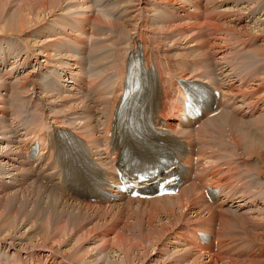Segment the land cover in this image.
<instances>
[{
  "label": "bare ground",
  "instance_id": "1",
  "mask_svg": "<svg viewBox=\"0 0 264 264\" xmlns=\"http://www.w3.org/2000/svg\"><path fill=\"white\" fill-rule=\"evenodd\" d=\"M8 1L9 0H7V4H8ZM45 1H44V3H45ZM49 1H50V5H47L45 3L44 4L45 7L49 8V6H52V4H54V2H55L54 0H49ZM33 2H34V0H33ZM197 3H199V2L198 1L195 2L194 6L198 5ZM80 5L82 6V4H80ZM3 6H4L3 1H1L0 2V11H3V9H4ZM25 7L26 6H24V8ZM18 8H16V9H18ZM24 8L22 6V8L17 10V13L14 14L13 18L10 17L9 21H7L6 23L2 24V22L0 21V31L5 30L6 32H8V31L10 32V30L14 31L17 28H19V30L20 29L23 30V28H26V24L30 23L32 21V19L30 20V18H29L30 13L29 14L25 13L27 11L28 7H26V10ZM31 8H32V6H31ZM80 8L81 7H79L78 9H80ZM81 9L83 10V8H81ZM52 11H53V9H52ZM29 12H30V10H29ZM141 12L139 14H141ZM48 13H50V12H48ZM3 14H4V11H3L2 15ZM39 14H40V12H39ZM142 15H143V13H142ZM83 16L85 17V15H83ZM181 16H183V15H181ZM81 17H82V14H81ZM38 18H37V20H38ZM138 19H141V17L140 18L138 17ZM40 22H41V20H40ZM61 22H62V20H61ZM105 22H107V21H105ZM132 22H130V23H132ZM110 23H111V21H110ZM113 23H115V22H113ZM145 23L146 22L139 23V20H137V18L133 24H131V25L129 24L131 28H128V26H126V24L124 25L123 23H119L120 24L119 29H121L122 32L119 33L118 41L116 40L118 42L117 43L118 45L116 47L117 48L116 53L113 54V56H111V59H110L112 61L111 65H108L107 63H106L107 65L104 64V66H103L105 68L104 73L101 72L98 75H96V73L95 74L93 73L94 74L93 80L89 81L87 83L88 85L84 81L85 87H86V85L88 86L90 93L92 91L94 92V90L96 91L95 94H97V98H96L97 101H94V102L97 104L95 106L92 107L91 104L88 105L87 102H84V103L81 102L80 106L79 105H76L75 107L73 106L71 109L69 108V110L66 109L67 110L66 111L63 108L64 106L61 105L60 108L57 107L60 110L58 112H56V116H53V117L50 116L48 114L49 112H47L45 109H43V108L38 109L36 107L34 114L26 115L23 117L22 115L24 114V112L22 111V108L24 107L23 100L25 98L20 95V101H22L23 104L21 102L18 103V101H17V104H16L17 106L12 111V115L9 114L10 118H12V120L15 121V123L24 122L27 119L28 128H24L25 129L24 134L21 136L23 138L19 141V143L25 141L26 139H29L30 137H32V138L37 137L38 139L42 140L45 137L46 131L49 128H52L53 126H55L57 124H59V125H61V124L67 125L68 124L71 128L74 127L75 130H80L79 131L80 133H82V132H83V134L85 133L84 135H86L87 138L88 137L92 138L93 136H95V132L97 130L96 127L100 126L102 129V126L110 118V113H111V110L113 107V103L116 99V95L118 94L117 91L119 90V86L122 82L121 65L124 62V58L126 56L127 49L129 47H131L132 45H134V42H135V36L134 35L141 38L144 41V43H146V47L148 48L150 58L156 63V66L158 67L159 71L165 76H169V77L175 76L172 80H170L168 82L167 86H169V85L170 86H169V88H167L165 90L166 91V98H167L168 102L172 105L173 109L178 108V104L182 100V97H181L182 91L180 90V87L178 85V81L180 80L179 77L181 76V74L184 71V67L188 66L189 69L193 70L192 66L195 65L196 70H193V71H198L201 67H203V71L200 72L203 74L202 79H212V76H211L212 72L210 69V67L212 66V64H211L212 62L210 63L209 57H207L205 55V52H202L205 56H203V54H202L203 58H201L198 61L194 62V61L188 60L186 57H189V56L186 54L187 56L185 57V54H184V57H181L182 59L179 62H176L177 60H175V58L173 56L172 57L174 60H172L169 53L167 51H165L163 47H161V43L159 41L157 43L155 41V38H153V37L149 38V36L146 33H144V31L141 30L142 29L141 27L145 26ZM209 23L211 24V22H209ZM38 24H40V23H38ZM197 24L200 25L199 23H197ZM217 25H219V24H217ZM220 26L222 27V25H220ZM229 26H230V24H229ZM36 27H37V24H36ZM28 28H30V27H28ZM82 28H84V27H82ZM166 28H167V26H166ZM227 28H229V27H227ZM227 28H224V29H227ZM233 28H235V27H233ZM168 29H170V28H168ZM25 31H26V29H25ZM243 33H241V34H243ZM244 35H246V34L244 33ZM82 36L83 35L76 36L79 39L75 40V41H78V43H79V41H82L81 40ZM15 37H18V36H15ZM19 37H20V35H19ZM22 37H21V39H23ZM29 44H30V42H29ZM33 44H35V43H33ZM35 45H37V42ZM35 45H34V47H36ZM91 48H93V47H91ZM99 48L101 49V47H99ZM104 48H106L105 45H104L103 49ZM194 49H193V52H190L189 54H195V52L201 51L200 47L194 48ZM98 50L99 49L97 47L96 51L98 52ZM91 51H94V49ZM55 52H57V51H55ZM89 53H90V51H89ZM104 54H106V53H104ZM100 57H101V55L99 54L97 56V59L100 60ZM61 58H62V56H61ZM102 59H105V57L103 56ZM94 61H93V65H94ZM202 65H204V66H202ZM93 67L94 66H92V68ZM100 69H102V68L100 67ZM205 69H206V71H204ZM218 71H220V70H218ZM79 73L76 76L73 75V80L76 81L79 79V75H80ZM105 73L106 74L110 73V74L108 76H105ZM222 74L220 73V75H222ZM96 81H98V82L96 85H94V82H96ZM261 81L264 83V78ZM261 81H260V84L262 83ZM36 87L41 89L42 94H44V93L51 94V93L55 92L54 88L50 89V86H49V88H45V87L41 86L40 84H34L33 89ZM237 88L239 89V87H237ZM253 91L256 95L257 91H255V90H253ZM23 94H25V93H23ZM106 96H110V98H107ZM257 97L258 96H256L254 99H256ZM0 98H2L1 94H0ZM42 106H43V104H42ZM43 107H45V106H43ZM80 107H82V108L80 109ZM102 108H104V109L101 112ZM53 111H50V113ZM95 111H99L101 114L103 113L102 114L103 119H105L103 124L94 125L92 119L96 118L95 116L93 117V114L95 113ZM68 112H73V113L78 112V115H81L83 117V119L86 121L85 126H84L85 128L82 129V127H80L81 125H83L81 123H80L81 124L80 126H76L74 121L67 122L70 120H65L64 118L61 117V115L63 114V116H65V118H66V115H68ZM21 117L23 120L21 119ZM232 117H235V116L226 113V114H219V115L214 116V117L209 118V119L206 118V115L202 118V122L200 123V125L198 126L197 131H196L197 132L196 133L197 134L196 143L199 144V150H200L199 154H197L198 158H200L203 155L204 151H206V150H208L211 157L213 155H216V157L213 159V158L207 157L206 154L204 155L205 157L201 161H199L201 169H200V171H198V174L196 176V180L200 179L204 182V184L210 183L212 185L220 186L222 188L223 200L218 204L219 207H221V204L225 203L226 201L236 203V202H243V200H246V201H249L251 203L252 202L253 203L257 202L258 204L260 203V206L258 207L259 209L256 210V212H260L261 215H257L254 210L252 211L250 209L249 211H247L245 213V217L248 220L247 221L241 215L227 211L226 214L221 213L219 215V223L222 226H225L228 224L230 227H232V222L234 224L246 223L248 226H251V228L253 229V232L251 233L250 236L241 235L237 232V230H234L232 238L238 242L240 241L238 239H241V241H243V239H245V241H243V242L253 244L255 249H257L260 254H264V209H262V208H264L263 207L264 206V197H263L264 191H262L260 193H255V192L252 193V189L254 188V185H255V183H253L254 181H251L249 179L243 180L242 174H243L244 170H243V172H241L240 169H243L244 165H242V163H240L239 160L232 159L231 156L234 154V152L232 151L233 153L232 152L229 153L230 150L227 149L230 146H231V148L235 149L234 147L237 145L239 148H236L235 151L238 149L245 151L244 153H242V156L244 157V161L248 162V161H250L251 157H254V159H255V157L257 158V155H260V157H261L260 161H262L264 163V139L259 140V138L258 139L253 138L254 139L253 140L252 138L249 137L252 140L247 141L248 137L246 138L245 136H243V135L240 136L239 134H238L239 136H236V134L238 133V130H239L238 129L239 127L237 128V121H239L240 119L232 118ZM260 118H263V117H260ZM255 120H258V119H255ZM199 122H200V120L198 121V123ZM240 122H243V120H241ZM72 123H74L75 126ZM243 125H244V123H243ZM260 125H262V123L259 122L256 127H257V129L262 130V132L264 133V124L262 127H260ZM0 126H1L0 134L2 132L7 133L6 131H3L4 129H7L6 124L0 123ZM21 128H22V126H21ZM193 134H194L193 130H190L187 132V136L189 138H191L192 141L194 140ZM227 134H229L228 137H230L233 140L232 143L228 139L227 140L230 143L226 142L225 141L226 139H223L224 135L226 136ZM1 138H3V137H0V148L4 144V143L2 144ZM90 143L93 145L96 143V141H90ZM218 152H224V153L228 152V156H230L227 159L229 162L228 165L230 167H228V169H227L226 178L228 181L232 180L233 181L232 183H228V182L223 183L220 176H217L218 174L223 172L220 168L223 164L225 165V163H226V161L218 155ZM238 155H240V154H238ZM6 159L7 160L10 159V154L5 152V151H2V153L0 154V160H1V162H0V173H6L7 172V171H5L6 170L5 165L7 163L5 165L3 163L4 161H6ZM237 163H238V165H237ZM7 166H9V165H7ZM233 167H235V168H233ZM18 171H19V175H20V179L17 180L18 185H15V187L14 186L12 187L10 185H6V191H7V193H5L6 196H4L3 198L2 197L0 198V217H2L3 213H5L6 215L4 217H8V220L10 218H12L11 224L9 225L10 228H6V229L10 230L9 235H11L12 231L14 232L16 229L15 228V222L21 223V221H26V220L28 221V220H30L28 218L30 216L34 215L33 218H36V222L45 221L47 223L45 227L39 228L40 240L43 241L42 246H48L49 245L51 247H55V246H52V245H55V243L58 245L62 244L63 242L66 243L65 242L66 238L62 237V233H65L66 235H68L69 231L72 232L85 219L90 220V221L95 220L98 224L101 223L102 225H107L108 230L105 229L103 231L104 235H107L109 232H111V234L115 233L113 240L112 239L111 240L114 243L113 245L117 248V250H119V255H118L117 261H115V262L109 261L108 264H148L147 262H150V261L155 262L156 261L155 258L159 257L160 254H164L163 251H161L162 249L168 250L166 247H171V246L173 247V251H174L172 258H175L176 254H180V257L178 259H175V261L170 259V261H168L165 264H177L178 262L179 263L188 262V264H197V263L207 264L206 262H204L201 259V257L195 256L196 252L201 254V251L203 250L202 248H199L197 245H195L192 242L193 236L198 229H195L193 231L191 237H189L190 242L187 243V248L190 252L186 251L185 249H176V244L179 243V240H180L179 238L176 237V234L178 232H180L181 229L184 228V223L185 222H194L196 219L202 217V214L204 211H207V213L213 212V207L215 206L214 204H209L206 202V200L203 198L202 193H201L202 185L201 186H199V184L197 185L196 181H193L186 188H182L176 196H166V197L150 199V200H131L125 204H116L113 207H109V208L103 207L102 208V207H93V205H91V204H86L85 206H82V205L72 203V202L64 199L63 197L58 196V194L56 192H54L53 190L49 189L48 187H46L45 185H43L41 183H38L36 181L29 182L31 180L30 179L31 178L30 172L25 170L22 165L20 167H18ZM206 171H209V174L211 176L208 179H205L203 177V175ZM255 175L257 176V178L262 177L261 173H259V172H256ZM241 180H243V182ZM17 186H19V187H17ZM14 188H16L15 191H14ZM45 195H47V197H44ZM53 196H55V198ZM198 198H200V200ZM223 205L224 204H222V206ZM29 206H33V209L31 210V213L28 215L27 209L29 210ZM250 207H253V206L251 205ZM235 211H237V209H235ZM211 216L213 217L214 213L211 214ZM8 220L5 219L3 222L8 223ZM122 220H125L126 223L123 221L125 224H121L120 222ZM28 222H30V221H28ZM16 225H18V224H16ZM43 226H44V224H43ZM35 228H37V226ZM81 229H82V226H81ZM79 231H81V230H79ZM25 232L27 233V231H25ZM6 234H8V233H6ZM19 236H20V234H19ZM70 236H71V234H70ZM78 236L80 237V235H78ZM169 242H171V243H169ZM167 244H170V245H167ZM106 245H107V243H106ZM57 248H59V247H57ZM78 249L79 248H75L74 250L71 249L75 256L77 254L76 252L78 251ZM105 249H107V246L105 247ZM196 249H200V250L196 251ZM169 250H170V248H169ZM170 252H171V250H170ZM191 252H193V253L195 252V253L193 254ZM219 252H220V249H218L217 253H219ZM107 254H104V255H107ZM70 257L74 258L73 255H70ZM109 257L111 259V255H109ZM74 260H76V259H74ZM80 260L81 259H79L77 262H79ZM234 260H238V259H234ZM83 261L86 262L88 260L83 259ZM144 261H146V262H144ZM225 262H230V261H225ZM234 263H236V264H264V256L256 255V256H252V260H250V261H233L231 264H234ZM33 264H38V263H33ZM88 264H89V262H88ZM91 264H93V262H91ZM154 264H161V263L157 262ZM224 264H229V263H224Z\"/></svg>",
  "mask_w": 264,
  "mask_h": 264
},
{
  "label": "rangeland",
  "instance_id": "2",
  "mask_svg": "<svg viewBox=\"0 0 264 264\" xmlns=\"http://www.w3.org/2000/svg\"><path fill=\"white\" fill-rule=\"evenodd\" d=\"M1 1H3V4H4V6H3L4 7V9H3L4 14L2 15L3 11H0V21L2 22V24L9 21L10 17L13 18L14 14H16L17 10L22 8V6H23V8H24V6L29 8V9L27 8L28 12L26 11L25 13H27V14L30 13L29 18H30V20L32 19V21L30 23L26 24V28H23V30L22 29L19 30V28H17L14 31L10 30V32L9 31L6 32L5 30L0 31V40L4 39V41L2 42V43H4L2 47H5L6 49L8 48L9 44L13 41V39L6 38V36H9V35L11 37L18 36V38H20V39L23 36L22 38L23 39L25 38L24 40L22 39L23 43L25 45V52H24L25 55H23L22 59H20L21 54H20V49H18L17 52L19 53V56L15 59L16 63L11 60L8 64V67H6V68L0 67V73L5 75V82L0 80V87H3L0 89H1V91H3L5 93L7 91L6 87H4L5 85L7 87H10V85L13 82H15V80H19V81L21 80L22 83H26L25 88L28 91V93H26V94L20 93L21 92L20 86H17L18 94L17 93L13 94V96L9 99L10 100L9 104H6L3 101V100H5V98L2 95V98L0 99L1 100L0 104H2V111L4 109H6L7 111L5 113H3V115H2L4 122H0V123L6 124L7 119L12 120V118H10V115H12V111L16 108L17 101H18V103L21 102L23 104V102L20 101V95L21 94L25 98L24 100L27 99L29 105L31 106V109H29L27 107H23L24 109L22 108V111L24 112V114L22 115L23 117L26 115L34 114L36 107L38 109H42V108L45 109L47 112H49L48 114L53 117V116H56V112H58L60 110L59 108L61 107V105L64 106L63 108L65 110L66 109L69 110V108L71 109L73 106L74 107L76 105L80 106L81 102H83V103L87 102L88 105L91 104L92 107L97 104L94 102V101H97L96 100L97 94L91 95L93 93V91L91 93L88 91L87 95L90 98H87L82 94L80 89L77 87H76V89H74V90H76V92L72 91L71 88H69L67 91L64 90V92H61L62 89L56 90L54 88L55 92L51 93V94H47V93L42 94L41 89H39L38 87L33 89L34 84H40L41 86H43L45 88H49V86H50V89H51L57 80H61V83L63 86L64 73L66 74L65 76L67 77L68 74H70V72L68 70H70L69 67H71V66H73L74 69H76V68L78 69L76 73L71 72L72 73L71 79L73 80V75L76 76L80 72L82 61H81V57H78L77 60L74 61L71 58L74 56H71L67 52H65L66 48L61 44L63 42V38L69 39V37L72 35V39H73L72 42H76L75 40L79 39L76 36L83 35L81 37V40L83 42L79 41V44H77L78 47H83L84 38H85L84 35H89L88 30H90V29H91L92 33L93 32L96 33V31H97L96 25L97 24H100L103 28L109 27V29L111 31L109 33V36L112 35L113 31H117V33H116L117 36H116L115 40L114 39L107 40V41L103 42L102 44H100L98 42L96 43V41H95L94 43H92V46H91L93 48L89 47V49L87 50V53H86L87 59L85 60V62H86L87 72L89 74V81L93 80L95 73H96V75H98L101 72L104 73V71H105V68L103 67L104 64L107 63L108 65H111L112 61L110 59H111V56H113V54L116 53V49H117L116 47L118 45L117 41L119 39V33L122 32L121 29H119L120 28L119 23H123L124 25L126 24V26H128V28H131L130 25L136 21V18H137V20H139V23L146 22L145 26L141 27L142 28L141 30L144 31V33H146L149 36V38L150 37L155 38V41L157 43L159 41L161 43V47H163L164 50L169 53L172 60H174L173 57L175 58V60H178L181 57H184V54H185V57L187 55L189 56V57H186L188 60H191L194 62L200 60L205 55L207 57H209L210 63H211V58H214V56L211 55L209 53V51L207 50V47H208L207 45L209 44V42L206 41V39L203 36L204 25H203V22L200 23L201 13L199 12V9H198L199 3H197L198 5H195V6L193 4V7H192L188 2H186L184 0H164V1L163 0H108L109 4H108V7L106 8V10H107V14H106L104 10L99 11L100 13L98 12V10H97V3L98 2H96V4H94V2L92 1V4L95 7V9H93L92 5H91V0H54L55 5L52 4V6H49V8L44 6L45 3L47 5H50L49 0H46V1L45 0H34V2H33V0H26V1L25 0H9L8 4H7V0H0V2ZM44 1H45V3H44ZM197 1L200 2L201 0H195L194 3ZM235 1L236 0H206L205 9L208 11L209 14L212 15L211 20L209 21V22H211V24L208 22V31L211 32L212 34L217 33V32L229 31V30L231 32L236 31L241 35L242 39H244L246 41H253L254 43H263L264 42V34H263L264 33V0H250V1L249 0H239L237 2H235ZM78 4L79 5L82 4V6L81 5L79 6ZM31 6H32V8H31ZM26 7L24 8L25 10H26ZM79 7L83 8V10L81 8L78 9ZM219 7H221L220 9H231V10L240 9L244 13V15L247 16V18H244L241 22H238L235 25L230 23V21H228L230 26L227 22L225 23L226 25L224 23L222 24L221 20L224 19L223 16H227L229 14L225 13L224 10H218ZM16 8H18V9H16ZM52 9H53V11H52ZM29 10H30V12H29ZM116 10H120V13L116 14L113 17H110L109 13L112 11H116ZM139 11L140 12L142 11L141 14H139L140 13ZM39 12H40V14H39ZM48 12H50V13H48ZM142 13H143V15H142ZM81 14H82V17H81ZM83 15H85V17ZM181 15H183V16H181ZM233 15L236 16V15H240V14L236 13ZM138 17L139 18L141 17V19H138ZM37 18H38V20H37ZM182 18H184L186 20L185 21L186 23L184 21H182ZM40 20H41V22H40ZM61 20H62V22H61ZM176 20H178L180 22H178ZM105 21H107V22H105ZM110 21H111V23H110ZM90 22H91V25L89 24ZM113 22H115V23H113ZM130 22H132V23H130ZM38 23H40V24H38ZM197 23H199L200 25H198ZM36 24H37V27H36ZM217 24H219V25H217ZM220 25H222V27ZM166 26H167V28H166ZM226 26L229 28H227ZM28 27H30V28H28ZM82 27H84V28H82ZM233 27H235V28H233ZM168 28H170V29H168ZM224 28H227V29H224ZM25 29H26V31H25ZM192 29L194 31H192ZM243 32L246 35H244ZM241 33H243V34H241ZM19 35H20V37H19ZM98 35L100 36V38L97 37V39H101L104 36L101 34V31H99ZM220 40L216 39V41H212V43L210 44L214 48L212 50V52L214 50H216V51H218L217 57H220L221 59L230 60L231 55H224V51H226L225 46H224V40H221L222 42H220ZM29 42H30V44H29ZM36 42H37V45H35ZM114 42H115V48L113 45ZM217 42L220 44V46L217 44ZM33 43H35V44H33ZM34 45L36 47H34ZM104 45L106 48L103 49ZM97 47L99 49L98 52L96 51ZM99 47H101V49ZM198 47L201 48V51H199L200 53L195 52V54H189L190 52H193L194 48H198ZM93 49H94V51H91ZM220 49H221V51H220ZM55 51H57V52H55ZM89 51L91 54L89 53ZM202 52H205V55ZM104 53H106V54H104ZM99 54L101 55L100 60L97 59V56ZM202 54H203V56H202ZM61 56H62V58H61ZM103 56L105 57V59H102ZM2 57H3V55H2ZM93 61H94V65H93ZM43 66H45L47 68L42 69ZM92 66H94V67L92 68ZM100 67L102 69H100ZM28 68H30V69H28ZM223 68L226 69L227 66L226 65L221 66V65L214 64L213 70L217 72L216 75L218 74L217 75L218 77H221V78L223 77V74H222L223 72L218 71V70H223ZM74 69H72V70H74ZM192 69L196 70V66L193 65ZM262 69L264 70V65L260 68V70H262ZM10 70L12 71L11 75H8V74L6 75V73L9 72ZM204 71H206V69ZM220 73L222 75H220ZM61 74L63 76H61ZM109 74L110 73H108V74L105 73V76H108ZM50 75H55V76H53V79H50V80L47 78H44L41 80L39 79L40 77L41 78L42 77H48ZM225 75H227V74H225ZM233 76L236 77L235 75H233ZM263 78L264 77H262V79ZM212 79L214 80L213 74H212ZM262 79L255 81V82H251L252 84H251V86L247 87V90H251V91L255 90V91H257L258 95H261L262 93L260 91L262 90L263 86L259 87V85H260V81ZM64 80H67V78H64ZM73 81H75V80H73ZM89 81H87L86 84ZM253 83H256V86L253 85ZM239 85L240 84L238 82L235 83L236 87H234V89H233L234 92L245 90L244 86L239 87ZM237 87H239V89ZM8 91L9 92H7V95L11 96V92H10L9 88H8ZM29 95L31 97H29ZM254 95H255V93H254ZM106 97L110 98V96H106ZM237 97H239V94H237ZM42 104L45 107H43ZM57 107H59V108H57ZM81 108L82 107H80V109ZM103 109L104 108L101 109V112L103 111ZM31 110H32V113L30 114ZM50 111H53V112L50 113ZM96 112L98 113L96 120H100L101 118H103V115H102L103 113L101 114L99 111H96ZM61 117L64 118L65 120H70L68 122L74 121L76 126H80L81 124H83L80 127H82V129L85 128L84 126H85L86 121L83 119V117L81 115H78V112H74V113L68 112V115H66V118H65V116H63V114L61 115ZM261 117H263V118L259 117V118H257L258 120L252 121L251 124L253 127L248 126L249 124L245 123V121L240 122L241 119L239 121H237V128L239 127L238 129L240 131L238 130V133L237 134L235 133L236 136H239V135L242 136L243 135L246 138L247 137L248 138L250 137L252 139L253 138L254 139L259 138V140H261V139L263 140L264 139V133L262 132V130L257 129V127H256L259 122L262 123V125H260V127L263 126L264 116H261ZM104 121H105V119H103L101 124H103ZM23 123H24V126L22 125V122L14 123V126L16 128L18 127L20 129L22 135L24 134V130H25L24 128H28L27 119ZM243 123H244V125H243ZM21 126H22V128H21ZM246 126H248V127H246ZM0 129H1V126H0ZM3 131L8 132V129H4ZM242 132L243 133L245 132V133L243 134ZM228 136H229V134L226 135V137H227L225 140L226 142H229L228 140L231 139ZM248 138H247V141L252 140V139H250V138L248 139ZM223 139H225V136ZM231 143H232V141H231ZM3 145L0 148V154L2 153V149L4 148ZM232 151L234 152V154L231 156L232 159L239 160V162L242 163V165L246 166V169H244V168L240 169V170H242L241 172H243V170L246 172L252 171L254 173V175L256 174V172H259L262 175L261 178L258 177L259 181L254 180L253 183H255V185H254V188L252 189V193H254V192L260 193V192L264 191V173H263L264 172V163L262 161H260V158H261L260 155H257V158L255 157V159H254V157H252L251 158L252 164L248 165L249 161L248 162L244 161V157L242 156V153L245 152L244 150H240L241 153H238L237 152L238 150L235 151V149L231 148L229 153ZM236 152L240 155H238ZM218 155L220 157H222L226 161L225 164L228 167H230L228 165L229 162L227 160L230 157V156H228V152H226V153L218 152ZM215 157H216V155L212 156L213 159ZM6 161L3 162L4 165L7 163ZM0 162H1V160H0ZM238 163H237V165H238ZM243 180H241V181H243ZM17 187H19V186H17ZM15 190L16 189H14V191ZM5 193H7V191ZM5 193L1 194L0 198L1 197L3 198L4 196H6ZM44 197H47V195H45ZM53 197L55 198V196H53ZM32 209H33V206H29L30 211L27 209L28 215L31 213ZM258 209L259 208L257 207V210ZM5 215L6 214L3 213L2 217H0V243L5 244V246H6V247H2V248L0 247V264L3 262L12 261L14 259V257L16 256V253L18 251L21 253L20 254L21 258L24 259V257H25L24 252L25 251H26L27 255L34 256V255L43 254L45 252L46 248L55 250L56 252L61 253L63 255L67 254L66 257L68 256V258L71 259L72 261L74 259H76V260H74L75 262L73 261L75 264H88V262H89V264H91V262H93V264H103V263L108 264L109 261L115 262L118 259L119 250H117V248L113 245L114 243L112 241L115 233L111 234V232H109L107 235H104L103 231L105 229L108 230L107 225H102L101 223L98 224L95 220L90 221V220L85 219L72 232L69 231L68 235H66L65 233H62V237L66 238V241H65L66 243L63 242L60 245L55 243V245H52L55 247H51L49 245L48 246H42L43 241L40 240L39 228L46 226L47 223L45 221L36 222V218H33L34 215L30 216L28 218V219H30V220H28L30 222H28L27 220L21 221V223L14 221L16 229L14 232L12 231L11 235H9L10 230H8L6 228H10L9 225L11 224L12 218H10L8 220V217H4ZM5 219L8 220V223L3 222ZM123 221L126 223L125 220H122L120 223L125 224ZM16 224H18V225H16ZM43 224H44V226H43ZM34 226L35 227L37 226V228H35ZM81 226H82V229H81ZM79 230H81V231H79ZM25 231H27V233ZM6 233H8V234H6ZM19 234H20V236H19ZM70 234H71V236H70ZM78 235H80V237ZM238 240L241 241V239H238ZM106 243H107V245H106ZM169 243H171V242H169ZM167 245H170V244H167ZM106 246H107V249H105ZM57 247H59V248H57ZM75 248H79L78 249L79 252L78 251L76 252L77 257L73 254V251L71 250V249L74 250ZM166 248L168 250L162 249L161 251H163L164 254H160L159 257L155 258L156 259L155 262L150 261L147 263L148 264H154V263L160 262L161 264H165L168 261H170V259H172V257H173V252H174L173 247L171 246V247H166ZM169 248H170L171 252H170ZM104 254H107V255H104ZM70 255H73L74 258L70 257ZM109 255H111V259H110ZM35 259H37V258H35ZM79 259H81V260L79 262H77ZM83 259L88 260V261L84 262ZM144 262H146V261H144ZM24 264H28L27 261H25ZM229 264H231V263H229ZM234 264H236V263H234Z\"/></svg>",
  "mask_w": 264,
  "mask_h": 264
}]
</instances>
